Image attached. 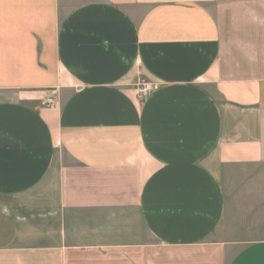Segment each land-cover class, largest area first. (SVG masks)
Instances as JSON below:
<instances>
[{"label": "crops", "instance_id": "obj_1", "mask_svg": "<svg viewBox=\"0 0 264 264\" xmlns=\"http://www.w3.org/2000/svg\"><path fill=\"white\" fill-rule=\"evenodd\" d=\"M0 264H264V0H0Z\"/></svg>", "mask_w": 264, "mask_h": 264}, {"label": "rangeland", "instance_id": "obj_2", "mask_svg": "<svg viewBox=\"0 0 264 264\" xmlns=\"http://www.w3.org/2000/svg\"><path fill=\"white\" fill-rule=\"evenodd\" d=\"M231 202H230V207H231V218L235 220V222H237V224L240 222V220L242 219V217L244 215L247 214L246 212V209L244 208V203L242 202H239L237 200V190L235 191V193H232L231 195ZM234 202H233V199H235ZM248 215V214H247ZM256 236L254 235V237L252 238H255Z\"/></svg>", "mask_w": 264, "mask_h": 264}, {"label": "built area", "instance_id": "obj_3", "mask_svg": "<svg viewBox=\"0 0 264 264\" xmlns=\"http://www.w3.org/2000/svg\"><path fill=\"white\" fill-rule=\"evenodd\" d=\"M136 89L139 99L145 100L154 91L155 85L146 81H141Z\"/></svg>", "mask_w": 264, "mask_h": 264}]
</instances>
